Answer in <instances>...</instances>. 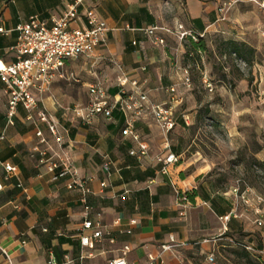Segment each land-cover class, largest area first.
<instances>
[{
	"label": "crops",
	"instance_id": "0c3cea01",
	"mask_svg": "<svg viewBox=\"0 0 264 264\" xmlns=\"http://www.w3.org/2000/svg\"><path fill=\"white\" fill-rule=\"evenodd\" d=\"M72 1L0 0V28L9 31L0 32V62L14 60L11 47L17 25L31 17L51 25V18L61 16ZM88 10L106 22L109 32L106 44L95 53L99 65L93 70L82 67L80 75L107 88L114 103L111 117L97 115L87 124L76 116L74 108L87 105L93 82L83 97L62 88L74 61L67 62V77L52 84L39 107H45L63 127L74 168L79 177L88 180L90 218L95 220L99 212L104 224L111 225L116 218L121 223L113 228L114 242L104 239L94 249L81 245V193L67 188L69 177L54 180L39 165L40 156L35 152L39 139L22 107L15 124L6 125L8 98L0 81V135H5L0 140V244L11 260L0 251V264H50L51 258L55 264H65L66 257L72 264H111L120 256L144 264L149 255L158 256L171 237L183 245L164 252L155 264H264V225L257 224L259 217L253 218L254 208L243 204L234 188L222 191L206 178L207 172L195 166L197 159L186 156L196 111L183 108L189 89L183 69L175 61L182 43H168L173 36L177 42L190 37L181 39L180 32L195 38L210 32L235 35L258 30L264 26V10L251 0H83L73 28L87 23ZM153 27L176 33L158 29L157 34L167 42L156 44L146 32ZM121 75L136 81L138 88L128 84L126 92H121L117 85ZM140 92L146 93L148 101L140 100ZM124 103L132 109L123 111ZM151 104L172 108L171 130L166 132L158 125ZM129 117L140 141L148 146L142 158L130 154L137 142L122 134ZM39 128L51 140L46 125L41 123ZM170 153L178 162L163 173L158 159ZM6 165L16 170L7 173ZM226 215L230 219L221 220ZM133 219L136 224L131 225ZM126 229L131 233H124ZM243 245H255L263 252L251 253ZM125 246L129 251L124 252ZM237 247L245 252L225 251Z\"/></svg>",
	"mask_w": 264,
	"mask_h": 264
},
{
	"label": "built area",
	"instance_id": "2783aa9c",
	"mask_svg": "<svg viewBox=\"0 0 264 264\" xmlns=\"http://www.w3.org/2000/svg\"><path fill=\"white\" fill-rule=\"evenodd\" d=\"M83 0H73L59 17L51 18V25L38 17L21 22L15 28L17 32L16 42L11 47L14 55L13 62L4 64L0 62V81L4 84L7 94V112L6 125H14L18 108L22 107L26 111V120L30 121L35 127V135L39 139V144L46 147L42 149L38 144L35 152L40 156L39 165L45 168V171L52 175L54 180L62 177H69L67 188L70 190H78L81 193V203L83 206V223L82 233L80 235L81 245L86 248L94 249L96 243L108 239L114 242L113 228L120 225L121 219L116 218L111 225H106L101 220V213H96V219L90 218L92 207L88 203V196L91 189L88 180L78 176L74 168L72 157L65 146V137L63 127L54 119L53 115L45 108L39 107V102L43 96L50 92L52 84L58 79H65L66 64L69 61H75L79 58H89L95 55L96 51L104 46L107 42V34L109 28L104 20H102L93 10L86 13V24L82 27L73 28L72 24L79 20L78 6ZM257 2L264 10V2ZM182 26H179L181 29ZM160 29L166 33L175 34L167 28L153 27L146 30L147 34L153 38L156 44H165V39L157 34ZM0 32L8 34L9 31L0 28ZM178 36L183 39L191 36L188 32H180ZM120 69V68H119ZM187 81V80H186ZM131 84L138 88L136 81L121 75L117 78V85L120 91L125 93L126 87ZM186 84V83H185ZM172 91H175L172 89ZM89 101L86 106H77L74 108L76 116L84 123H91L92 119L97 115H103L106 118L111 117L114 103L109 100L107 88L100 82L93 83L89 86ZM141 101H148L146 93H139ZM121 109L128 112L132 107L124 103ZM150 111L153 114L158 125L166 132L174 126V119L171 107H165L160 104H151ZM44 123L48 129L51 140L47 139L39 125ZM134 120L129 117L126 127L123 129V135H130L137 142V148H133L130 154L139 158L144 157L148 153V146L140 141L138 134L133 129ZM5 138L4 133L0 135V140ZM52 141V142H51ZM162 163L161 171L168 173L172 164L178 162V157L173 154H167L158 159ZM106 171L109 165H104ZM6 172L15 171V167L5 166ZM102 187L106 186V182L101 183ZM2 188L0 183V189ZM235 193L238 192L234 188ZM241 199L246 204H251L250 200L241 193ZM258 203L264 200L260 196H256ZM256 213H260L259 208ZM230 215L221 217V220L228 221ZM258 225H262L263 221L259 220ZM131 225L136 224V220L130 221ZM124 233L130 234L131 229H126ZM183 243L177 242L171 237L170 242L161 246L158 256L149 255L144 264H155L161 259L164 252L173 248L182 246ZM243 247L251 253H261L255 245H243ZM0 251L11 262L7 251L0 244ZM129 251V247H124V252ZM209 261L213 262L214 258L209 257ZM50 264H55L51 258ZM65 264H72V260L66 257ZM111 264H135L128 262L124 256L117 257L112 260Z\"/></svg>",
	"mask_w": 264,
	"mask_h": 264
},
{
	"label": "rangeland",
	"instance_id": "374dc122",
	"mask_svg": "<svg viewBox=\"0 0 264 264\" xmlns=\"http://www.w3.org/2000/svg\"><path fill=\"white\" fill-rule=\"evenodd\" d=\"M262 28L235 35L210 32L178 42L173 36L168 43H182L175 61L182 67L189 89L183 108L196 111L188 131L186 156L197 159L195 166L207 172L206 178L214 180L222 191L237 188L239 195L245 193L254 208L253 218L259 217L264 225V201L256 200V196L264 200ZM235 46L240 47L241 55L233 51ZM98 65L95 55L70 63L62 88L87 95L88 84L94 80L82 79L80 71L84 66L93 70ZM257 208L260 213H256ZM225 251L245 252L238 247Z\"/></svg>",
	"mask_w": 264,
	"mask_h": 264
},
{
	"label": "trees",
	"instance_id": "16d2710c",
	"mask_svg": "<svg viewBox=\"0 0 264 264\" xmlns=\"http://www.w3.org/2000/svg\"><path fill=\"white\" fill-rule=\"evenodd\" d=\"M233 51L241 55V53H240V47L235 46L234 49H233Z\"/></svg>",
	"mask_w": 264,
	"mask_h": 264
}]
</instances>
